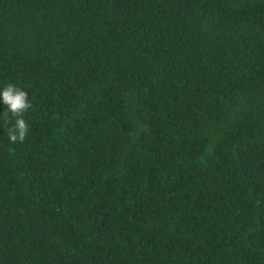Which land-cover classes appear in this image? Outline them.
<instances>
[{"label": "trees", "instance_id": "16d2710c", "mask_svg": "<svg viewBox=\"0 0 264 264\" xmlns=\"http://www.w3.org/2000/svg\"><path fill=\"white\" fill-rule=\"evenodd\" d=\"M0 264H264V0H0Z\"/></svg>", "mask_w": 264, "mask_h": 264}, {"label": "clouds", "instance_id": "9594fccd", "mask_svg": "<svg viewBox=\"0 0 264 264\" xmlns=\"http://www.w3.org/2000/svg\"><path fill=\"white\" fill-rule=\"evenodd\" d=\"M32 107L28 94L14 83L0 84V117H11L7 129L9 144L22 143L28 134L24 114Z\"/></svg>", "mask_w": 264, "mask_h": 264}]
</instances>
